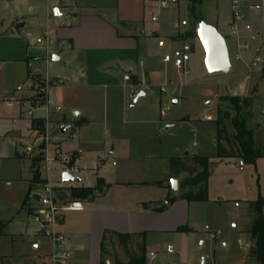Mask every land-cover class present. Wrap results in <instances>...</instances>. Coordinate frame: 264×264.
I'll return each instance as SVG.
<instances>
[{
    "label": "crops",
    "instance_id": "1",
    "mask_svg": "<svg viewBox=\"0 0 264 264\" xmlns=\"http://www.w3.org/2000/svg\"><path fill=\"white\" fill-rule=\"evenodd\" d=\"M246 1L261 6L248 16L264 42V0ZM205 3L202 0L199 8L203 19L212 25L215 20L219 22L209 17ZM153 16L159 17L153 21ZM191 23L188 0H180L168 9H160L157 0H0V224H6L0 244L4 240L18 242L33 259L31 264H40L41 255H49L51 251L49 240L37 233V225L31 219L41 184H31L32 160L23 156L22 145L33 132L32 117H25L29 105L23 103L32 92L29 73H48L54 79L50 75L54 70L57 84L67 97L61 101V111L49 116L50 127L54 128L55 123L71 125L78 137L66 153L80 150V160L89 161L96 173V180L90 185L82 184V179L81 183L67 186L65 197L70 198L72 186L94 187L98 178L109 184L92 201H84L85 210L64 214L59 229L70 239L69 264H100L101 242L107 231L144 233L146 254L157 252L155 264H199L200 255L207 256L206 264H259L249 258L248 250L242 255L243 248L237 256L227 254L229 243L225 240L219 243L217 238L221 235L214 228L210 230L217 238L212 239L211 254L202 252L191 261L194 236L198 233L191 210L200 202L167 201L169 196L182 192L179 183L184 176L177 178L178 189L171 195L169 159L206 156L191 155L188 151L183 154L186 145L180 152L162 146L164 125L173 123L177 127L189 124L190 119H159L151 109L154 106L159 109L167 91L174 98L173 104L179 102L178 90L185 84L175 77L182 70L162 58L183 44L191 46V58L196 53L199 57L202 50L196 47V39L186 36ZM251 56L248 53L245 57L249 60ZM254 72L252 108L255 100L262 102L261 107L264 105V72ZM245 78L246 75L244 81ZM140 92L145 95L135 102ZM52 99L49 93L48 101L57 103L54 95ZM208 115L212 116H205ZM205 116L203 122L207 121L203 119ZM209 122L212 127L207 128L205 136L215 155L216 124L215 120ZM256 128L262 130L259 124ZM228 134L232 137L235 131ZM263 135L255 138L264 150ZM57 146L61 149V143ZM43 161L41 177L51 183L49 174L45 176L43 172L46 166ZM16 201L19 203L13 204ZM161 205L166 206L164 211L153 210ZM180 226H187L188 231H177ZM206 226L209 225L204 229ZM246 228L239 229V244L245 242ZM167 245H173L175 252L167 253ZM218 245L225 251L222 261L217 257ZM11 255L0 253V259Z\"/></svg>",
    "mask_w": 264,
    "mask_h": 264
},
{
    "label": "rangeland",
    "instance_id": "2",
    "mask_svg": "<svg viewBox=\"0 0 264 264\" xmlns=\"http://www.w3.org/2000/svg\"><path fill=\"white\" fill-rule=\"evenodd\" d=\"M204 6V5H203ZM209 17L215 20L214 26L224 35L226 38L228 48L231 57L234 55V41L228 37V24L231 21V7L230 0H212L210 3L206 0L205 7ZM210 20V22H213ZM157 23H160L158 21ZM225 29V30H224ZM191 31L194 32V24L191 23ZM196 39V47L202 50L199 57L197 53L193 54L192 58L188 62L189 73L186 75L184 71H181L179 75L175 77L177 82L185 84L178 90L180 97L177 104H173L174 98L170 91L163 93V101L159 104V109L152 107L154 116L159 119L163 117L166 119H178L185 118L190 119L189 124L182 123L177 127L165 129L166 133L162 137V146L169 149H180L186 145V149L183 150V154L190 152L191 155L195 153L203 154L209 157V177H208V200L200 201L199 204L194 206L191 210V216L193 217L194 227L197 229V234L194 236L193 252L190 253L189 259L194 261L195 256L200 253H210L213 240L210 233H207L204 229L205 225H209L211 230L218 229L220 232L219 243L225 240L229 243V248L226 250L227 254L237 256L242 249L241 244L238 243L239 229H243L244 226L248 227L252 222V211L248 207L250 201L256 200L260 192L264 191V157L259 158L255 164L242 165L237 159H220L216 157L212 152L208 143L207 128L212 127V123L209 121L203 122L202 116L211 114L213 120L217 117V112L221 110L226 116V124L228 126V132L233 133L234 127L232 124V118L236 115V111L227 101L222 100V96L233 95L235 92L240 91V84L244 81L246 70L241 63L233 60L234 73L226 77H214L210 78L206 74L204 65V51L197 36H191ZM257 69L255 70V72ZM254 72V73H255ZM51 76L58 80L57 72L51 70ZM186 75V76H185ZM60 84L53 86L54 91H50V98L53 95L57 99V103L53 106L62 107L61 101H63L67 94ZM32 92L30 97L25 99L23 103H27L29 106L41 104L43 100L42 93H39L37 88L31 85ZM52 90V89H51ZM53 100V99H52ZM210 102V104H209ZM134 104V103H133ZM262 102L255 100L253 102V108L251 111L254 115L242 112V117L247 118L248 126L254 128L259 124L262 130L259 131L255 128L256 137L260 134H264V120L260 114ZM169 107L166 110L164 116H161L160 110L162 108ZM252 107V106H251ZM145 112H152L149 109H145ZM252 113V114H253ZM46 114L45 106H41L33 111L34 117H43ZM51 116L53 114H50ZM60 115V113H55ZM26 118L32 117L29 109L25 113ZM49 123H52L49 118ZM165 125L163 126L164 129ZM74 128H70L66 131V135ZM46 134V133H45ZM44 134V136H45ZM50 141L41 139V135L35 132L29 133L24 139L22 147L32 145L33 150H46L48 151V157L50 160L43 168L45 176L49 174V180L52 184H58L61 180L62 169L64 168V158L71 157L72 153H66L75 143L74 140L69 141H57L56 136H62L58 132L57 124L49 132ZM107 137V136H106ZM264 140V135H263ZM58 143H61V149H58ZM165 148V149H166ZM62 151V153L60 152ZM25 158L29 159L26 155ZM34 156H30V160ZM45 161H43V164ZM29 164V162H26ZM76 165L79 168V176L83 179L84 185H90L96 180V173L92 164L85 159L77 161ZM48 166V170L46 167ZM186 175L183 176V178ZM180 188V186H179ZM39 190V189H38ZM24 191V190H23ZM262 195V194H261ZM264 196V195H262ZM19 201L13 202L18 204ZM264 211V210H263ZM2 217V215H0ZM212 232V231H211ZM245 242L251 243V236L248 233L243 235ZM203 243H199L200 241ZM199 247V248H198ZM110 252L116 255L122 262H127V258L121 248L112 247L109 248ZM242 255L247 253V250H242ZM9 253L11 256L8 259H0V264H31L33 259L28 257L25 249L18 242H11L4 240L0 244V253ZM225 251H223L219 245L217 248V257L222 261V257ZM170 257V255H168ZM38 263L49 264L48 255H41ZM161 264V262H157Z\"/></svg>",
    "mask_w": 264,
    "mask_h": 264
},
{
    "label": "built area",
    "instance_id": "3",
    "mask_svg": "<svg viewBox=\"0 0 264 264\" xmlns=\"http://www.w3.org/2000/svg\"><path fill=\"white\" fill-rule=\"evenodd\" d=\"M180 0H157L160 9H168L171 6L177 5ZM231 7V21L228 26V37L234 41V55L231 57V61L239 62L243 64L246 68L247 74L245 81L240 84V91L235 92L233 95L240 96L241 98H252L253 88H252V76L253 72L257 69L260 72H264V42L262 40L261 34L257 31L255 26L249 20V14L257 12L260 9V5L256 3L247 2L246 0H230ZM159 16H153L152 20L155 21ZM48 36V33H47ZM252 54L251 58L246 59V54ZM192 49L189 44H183L180 47L165 53L163 55L162 61L165 63H172L177 69L184 71L185 74L189 73L188 62L191 59ZM32 66V63H29ZM264 77V76H263ZM126 81H130L129 76H125ZM58 83L57 80L52 79L48 73L41 74L39 80L33 83L32 86L37 88L39 93H42L43 100L41 104L28 106L29 112L33 117L32 113L37 108L45 106L46 114L41 117L45 119V136L44 134H39L37 131H33L38 135H41V139H45L49 142L50 136L49 132L53 128L50 127L49 116L53 112H60L61 107L53 106L48 101V96L54 85ZM161 91H165L162 87ZM133 97L136 94H132ZM169 107L162 108L160 113L162 116L165 115L166 110ZM260 114L264 117V105L260 108ZM204 120H213L212 116H205ZM59 132V130H58ZM60 133V132H59ZM78 137L77 132L71 131L66 135V132L62 136H57L55 139L60 141H71ZM44 161L47 163L50 158L46 150ZM41 150H33L32 145H27L23 148V156L26 155L29 159L30 156H38L42 152ZM33 157V158H34ZM82 158V152L79 150L76 153H72L71 157L64 159L62 173L68 171L72 175H77L79 173V168L76 165L77 161ZM48 170V166L46 167ZM62 180V178H61ZM71 184L63 183L58 186H54L49 182H46L38 193H36V203L33 207L31 213L32 221L37 225V233L48 239L51 245V251L48 255L49 264H69L72 257V247L69 237L62 232L59 227L63 222L64 214L71 211H83L86 208L84 201L80 199H72L65 197V188ZM205 230L210 233L212 239L216 236L211 232L210 227L206 226ZM242 248L245 250L250 249L251 243L243 242L241 244ZM166 252L172 254L175 252L173 245L166 246ZM147 260L144 264H155L154 261L157 257V252L150 251L146 254ZM199 264L207 263V256L200 255L198 258ZM105 264H128L127 262L114 263L113 260L107 258ZM191 264V263H186Z\"/></svg>",
    "mask_w": 264,
    "mask_h": 264
},
{
    "label": "trees",
    "instance_id": "4",
    "mask_svg": "<svg viewBox=\"0 0 264 264\" xmlns=\"http://www.w3.org/2000/svg\"><path fill=\"white\" fill-rule=\"evenodd\" d=\"M189 11L192 22L204 20L199 8L202 0H188ZM186 36H195V32H188ZM40 75L29 73V78L36 83ZM223 101L229 102L236 111V115L232 118V124L235 134L230 137L226 125V116L219 110L215 119L216 124V153L215 156L220 159H238L243 164H255L256 161L264 156L262 144L256 142V130L248 126L247 118L242 117L241 113L252 114V98H241L237 95L222 96ZM32 129L39 134L45 133V119L41 117H32ZM40 155L34 157L31 162L32 179L31 184H41L43 186L46 180L41 177L40 163L42 161ZM169 168L172 178H179L180 175H186L179 183L182 192L178 196H169L167 201L169 204L174 203L178 199L188 201H207L208 200V177L209 157L194 155L191 157H172L169 159ZM104 187H109L103 178H98L94 187H74L69 188L70 198L80 199L85 202L92 201L98 192ZM31 192V187L28 194ZM145 208L148 207L144 203ZM249 208L252 211V222L246 228V232L251 236V247L248 256L256 260L259 264H264V196L259 195L256 200L249 202ZM165 205L153 208L154 211H164ZM5 223L0 224V235L3 234ZM177 231H188L187 226H180ZM145 234H122L118 232H105L100 247V264H105L107 258H112L114 263H120L121 260L110 252L109 248L119 247L124 252L128 264H144L147 260L146 247L144 244ZM139 239L142 241L140 242Z\"/></svg>",
    "mask_w": 264,
    "mask_h": 264
},
{
    "label": "water",
    "instance_id": "5",
    "mask_svg": "<svg viewBox=\"0 0 264 264\" xmlns=\"http://www.w3.org/2000/svg\"><path fill=\"white\" fill-rule=\"evenodd\" d=\"M56 12V10L54 11ZM194 32L200 42L204 51V65L206 74L210 78L214 77H226L234 73L233 63L230 57V51L224 35L218 30V28L212 24L207 23L205 20L199 21L194 25ZM145 95L144 92H140L136 98L137 102L141 97ZM210 103V102H209ZM76 115L77 112H74ZM175 124L169 123L165 125L164 129L173 128ZM71 125L60 124L57 129L61 134H64ZM188 154V152H186ZM45 152L40 153L41 157H44ZM62 182L67 184L81 183L82 179L77 175H72L68 171H65L61 175ZM170 194L173 195L178 189L177 179H170Z\"/></svg>",
    "mask_w": 264,
    "mask_h": 264
}]
</instances>
